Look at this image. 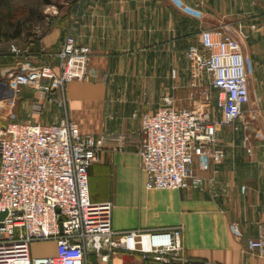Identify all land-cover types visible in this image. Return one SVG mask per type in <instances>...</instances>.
<instances>
[{
  "label": "crops",
  "instance_id": "1",
  "mask_svg": "<svg viewBox=\"0 0 264 264\" xmlns=\"http://www.w3.org/2000/svg\"><path fill=\"white\" fill-rule=\"evenodd\" d=\"M175 1L190 15L170 0H71L64 10L53 11L51 24L30 38L23 53L32 64L53 68L62 37L70 32L77 44L90 48L97 78L66 84L63 109L58 92L45 97L25 86L18 92L8 87L25 57L7 48L0 52V126L9 121L57 122L65 110L82 133L107 139L88 167L87 179L92 202L112 203L113 231L181 225L186 261L170 264H264V257L246 245L264 236V0ZM232 23L245 36L243 52L249 58L244 122L218 128L221 164L202 171L196 158L193 165L198 176H214L225 189L216 197L206 191L146 189L135 146L140 116L155 111L163 96L181 108L177 97L189 90L186 48L197 43L202 30ZM213 113L220 116L215 108ZM245 135L250 153L242 147ZM116 138L123 141L119 149ZM30 254L53 256L55 243L32 242ZM86 262L100 264L91 253ZM108 264L154 263L121 250Z\"/></svg>",
  "mask_w": 264,
  "mask_h": 264
},
{
  "label": "built area",
  "instance_id": "2",
  "mask_svg": "<svg viewBox=\"0 0 264 264\" xmlns=\"http://www.w3.org/2000/svg\"><path fill=\"white\" fill-rule=\"evenodd\" d=\"M170 2L190 15L175 0ZM244 42L238 23L202 30L197 43L184 52L193 105L178 108L171 97L163 96L155 111L140 116L135 146L146 189L206 191L213 197L225 189L214 176H198L193 165L196 158L202 171L221 164L218 128L244 122L249 61ZM11 52L16 55L18 50ZM55 58L53 68L20 63L8 87L18 92L25 86L45 97L58 92V105L65 109V85L94 81L97 73L90 66V48L77 44L70 32L63 36ZM106 142L82 133L65 110L57 122L9 121L0 126V264H87L90 253L100 264H108L121 250L139 253L154 264L186 261L181 225L115 232L112 203L90 200L87 169ZM122 144L116 138L118 149ZM249 145L245 135L246 153ZM231 228L234 233L239 230L236 224ZM49 240L55 243L53 256L30 254L32 242ZM246 245L264 257V236Z\"/></svg>",
  "mask_w": 264,
  "mask_h": 264
},
{
  "label": "rangeland",
  "instance_id": "3",
  "mask_svg": "<svg viewBox=\"0 0 264 264\" xmlns=\"http://www.w3.org/2000/svg\"><path fill=\"white\" fill-rule=\"evenodd\" d=\"M49 2V4L45 5L43 3V0L28 1V5L32 7L35 12L40 14L41 19L36 20L34 17L28 18V21L24 23L20 36L16 38L2 39V41L0 42V52L5 51L8 48L9 52L12 55H15L11 52V49L13 48L18 50V53L15 56L20 57L23 54V56L21 57H25L22 59V63L30 61L26 53H23L24 47L26 46L28 41L31 40L30 38H34V36L42 33L51 24L52 12L55 10H58L59 12L64 10L65 6H67L71 2V0H49ZM191 94L192 92L190 90H187L178 95L177 98L179 99L180 107H190L193 105L194 95ZM35 244L37 246L39 245V242Z\"/></svg>",
  "mask_w": 264,
  "mask_h": 264
},
{
  "label": "trees",
  "instance_id": "4",
  "mask_svg": "<svg viewBox=\"0 0 264 264\" xmlns=\"http://www.w3.org/2000/svg\"><path fill=\"white\" fill-rule=\"evenodd\" d=\"M29 0H0V42L20 36L28 18L41 19L40 14L28 5ZM49 4V0H43Z\"/></svg>",
  "mask_w": 264,
  "mask_h": 264
},
{
  "label": "water",
  "instance_id": "5",
  "mask_svg": "<svg viewBox=\"0 0 264 264\" xmlns=\"http://www.w3.org/2000/svg\"><path fill=\"white\" fill-rule=\"evenodd\" d=\"M9 97H10V96H9ZM2 216H3V214L0 215V217H2Z\"/></svg>",
  "mask_w": 264,
  "mask_h": 264
}]
</instances>
